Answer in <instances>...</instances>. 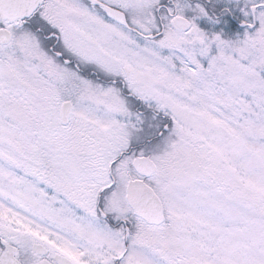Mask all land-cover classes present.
I'll use <instances>...</instances> for the list:
<instances>
[{"label": "snow or ice", "instance_id": "snow-or-ice-1", "mask_svg": "<svg viewBox=\"0 0 264 264\" xmlns=\"http://www.w3.org/2000/svg\"><path fill=\"white\" fill-rule=\"evenodd\" d=\"M0 264H264V0H0Z\"/></svg>", "mask_w": 264, "mask_h": 264}]
</instances>
